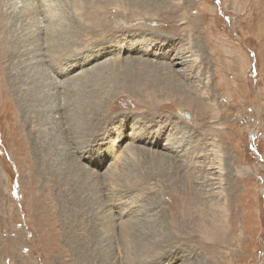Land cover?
<instances>
[{
  "label": "rangeland",
  "instance_id": "374dc122",
  "mask_svg": "<svg viewBox=\"0 0 264 264\" xmlns=\"http://www.w3.org/2000/svg\"><path fill=\"white\" fill-rule=\"evenodd\" d=\"M36 1L0 0V84L13 107L12 124L16 125L12 128L0 107V264H264V0H157L152 4L166 8L168 14L152 10L141 22L132 21L152 23L153 30L143 31V36H152L156 30V38L163 40L161 48L157 41L155 54L166 52L167 43L172 54L191 48L190 56H177L169 71L154 69L150 76L162 85L189 88L193 97H177L174 88L171 92L166 87L156 108L144 107L118 90L111 99L115 108L107 113L111 121L102 125L111 136L123 126L126 131L139 126L155 129L179 143L174 144L175 152L158 147L147 156L134 150L128 159L129 150L122 146V160L113 169L115 177L107 181L103 176L100 181L99 177L85 180L86 168L82 166L87 167L89 160H77L80 151L72 153L65 145L61 153L54 146L42 147L38 153L34 147L38 126L28 117L26 105L32 110L33 103L25 97L32 79L37 81L41 72L45 83L53 79L48 66H35L28 72L26 63L31 61L22 62L25 56L16 52L15 43L25 26L35 31V25L43 28L46 22L40 15V22L30 27V22L24 24L13 16L22 4ZM45 1L58 13L60 23L77 21L82 27L89 24L91 5L106 3ZM79 2L84 6L83 17L80 8L74 10ZM108 7L98 13L130 19L126 10L115 14L114 7ZM126 31L117 33L116 38L79 40L82 49H90L82 50L81 56L110 48V39L118 43L139 32ZM34 56L33 61H39L41 56ZM113 56L77 68L73 75L87 69L82 79L88 81L76 96L83 98L82 90L87 95L115 76L110 72L109 58ZM141 57L170 60L161 54ZM97 69L104 75L101 85L98 79L91 82L93 75L98 76ZM27 72L30 76L22 85ZM71 93L70 98H75ZM148 132L145 129L144 135ZM96 139L83 142L81 148L90 150ZM204 148L202 156L198 153L194 158L193 151ZM102 182L115 198L114 210L128 209L131 217L132 238L129 236L126 253L121 250L118 233L110 229L109 216L103 213L107 201L97 189ZM99 227L106 232H98ZM94 229L97 243L90 242Z\"/></svg>",
  "mask_w": 264,
  "mask_h": 264
},
{
  "label": "bare ground",
  "instance_id": "6f19581e",
  "mask_svg": "<svg viewBox=\"0 0 264 264\" xmlns=\"http://www.w3.org/2000/svg\"><path fill=\"white\" fill-rule=\"evenodd\" d=\"M45 2V0H38L36 2H32L30 5L22 4V7L16 10L13 16L15 17V20H20V22L24 24L30 22V27L32 24H38L41 18L46 22V27L43 28L39 25H35V27H37L35 31H33V29L27 30L25 26L23 28L25 31L17 38L15 43V48L17 47L16 52H18L21 56H25V60H22V62L26 63L27 60L31 61L30 63H26V67L29 69L28 72L30 71V68H33L34 70L35 66H48L50 69L49 77H52L53 79V81L45 83L42 80L43 72H41V76H38L37 81H35V78L32 79V86L28 88L30 89L28 97H25L26 102L30 100L33 103L32 110H30L29 104L26 106L28 107L29 112L28 117L32 121L34 120L35 124L38 126V129H36L37 134L35 135L36 143H34V147L38 150V153L39 149H41L42 147L43 149H50L51 146H54L56 151L61 153V149L66 145L68 148H70L72 153L78 154L79 151L82 152L80 156L77 155L75 157L77 160L80 159L83 162L84 160H89L87 167L82 166V168H86V170L83 171L86 175L85 180H93V177H99L100 181V177L103 176L104 181H107L108 179H111L113 175L115 177L113 169L117 167V164L122 160L120 158L121 156H119V153L122 152L119 149L122 148V146L123 149L129 150L127 152L128 156L126 159L129 158L130 152H134V150L135 152L139 153H147V156H149L148 153L150 152L152 154L154 153L155 149L153 148L158 147L165 148L169 152L178 151L177 146H174V144H178L179 141L174 142V139H171L168 135H162L161 132H157V130L155 129L145 128L149 131L148 135L145 136V129H141L139 126L131 125L133 127V130L129 128V131H126L127 127L123 126L122 128H120L121 131L117 128L118 130H115V135L111 136L110 132H108V130L105 128L106 126H102L106 123V121L108 123L111 121L107 113H109L108 110L110 111V108H115L112 106L113 104L111 103V99L114 95H117L118 90H123L128 94L131 101L134 100L137 102V104H143L144 107H155V105H158V102H162V98H159V96L161 95V93H163V91H165V89H167L166 87L169 86H167L165 83V85H162L160 82L154 80L150 76L151 72L155 71L154 69H167L169 71L172 66L175 65L173 60L177 59V56H179V58L181 59L185 57L188 58L190 56V54L188 56V53L192 51L189 46L184 48V52L180 51L174 52L172 54V48L168 43L166 44V42H164L167 47L166 52L163 50L164 52L155 54L158 50V48L156 47L157 41H159L158 45L159 48H161L163 40L160 41L159 38H156V30L153 31L152 36H145L146 38H144L143 36V34L146 33H143V31L153 30L154 27L152 23H145L143 25L138 23L132 24V21L135 20H137L136 22H141L140 20L145 17L148 11L156 10L158 12H165L167 14L170 11L166 8L160 6L157 7L152 4L159 2L157 0H153V2L152 0H138V2H136V0H106V3L97 1L94 3L92 2L93 4L91 6L94 8L91 17L88 19V26L82 27L79 23H77V21H72V23H63L62 21V23H60L57 17L58 13L54 8H51V6L45 5ZM107 5L110 9H113L114 7L113 10L115 11V14H118V11L126 10L130 19H115L113 17L109 18L108 12L99 14L98 11L100 10L101 12H103L102 9ZM178 7H176V9H178ZM78 8L81 9V16L83 17L82 11L84 6L81 2L74 5V10L76 12ZM181 26L183 29L187 25L185 24ZM122 30H128L129 32L131 30H137L139 32L136 33L133 38L128 36L124 39L119 40V42L117 41L118 43H113V39H110V48L97 50L95 52L96 54L94 53L88 56H81L82 50L83 52H89L90 49H82V47H80L82 46V43L79 44V40H84V38H90L92 40L106 39L107 37L116 38L117 36L115 35L119 32H123ZM114 45L118 46V48L114 47ZM20 48H23V50H20ZM112 54L114 56L109 58V60H111L110 72L115 76H113V78L111 76V78H108L109 80L107 79L105 84L101 85V79L104 77V75L100 74L101 69H97L96 73L99 77L93 75L94 78L91 79V82H94L96 79H98V83L101 86L97 88V90H95L96 87L93 88V91L89 92L87 95L85 94V90H82L83 98L76 96V94L78 93L77 90L80 89L79 87H82V85L86 81H88L86 80V77L82 79V76H84L85 72H87V69L81 70L79 73L80 75H73V73L77 71V68H81L91 60H95L96 58L101 57L104 58L107 56H111ZM120 54L121 58H119ZM134 54H139L140 56ZM160 54L161 56H167L168 58L166 60H170L165 62H157L146 57H141L145 55L156 56ZM34 55L41 56L39 58V61H33V58H35ZM150 68L153 70H151ZM172 71L174 72V70ZM28 72L25 74L27 77H23L22 83L20 84L23 85L27 82V79L29 78L28 76H30ZM36 72L35 74L38 75V73ZM111 74L109 73V75ZM75 78L77 79L72 81V79ZM57 79H59V82L57 81ZM188 85L190 86V84ZM173 88L175 89V96L181 97L183 95H187L188 98L192 99L193 95L188 92L190 91L188 90L189 88H182L177 85H172L171 87H169L168 91L170 90L172 92ZM68 90L69 92H67ZM71 92L74 93L75 98L74 96L70 98L72 94ZM166 94L167 96H169L168 93ZM66 95H68L67 99L65 98ZM48 103L49 105H47ZM0 107L3 108L2 111L5 113L6 120L11 123L12 128L16 129V125L12 124L15 113L1 84ZM138 107L141 106L138 105ZM211 112L212 110L209 111V114ZM99 117L100 119L98 120L97 118ZM51 118H53V122L49 121ZM82 137L84 138V141L80 140V138ZM93 138L97 139L95 143L93 142L94 144H90V150L86 147L81 148L83 142H87L88 140ZM124 143L125 145H123ZM141 143L145 144V146L143 147ZM213 147L216 146L213 145ZM87 151L91 153L89 155H86ZM203 151H206V149L204 148V150L202 151L194 150V158H198V153H201L198 156H202ZM165 156L169 157L170 155L166 154ZM195 162H197V160ZM82 168L80 169L81 171ZM209 169L210 168H208L207 170ZM221 169L222 168H219V171ZM118 174L119 176H121L119 172ZM206 174L211 175L210 172H207ZM117 178L118 177H116V179ZM104 183L103 185L98 184L97 186L99 195L103 196V198L107 201V205L105 204V206L102 207L104 208L103 213H105L104 215L109 216L108 218L111 221L110 229L115 230L118 233L122 245L121 250L126 253L127 250H130L128 248V240L132 238V235L130 236L132 226L130 227L128 225V223L131 221V217L129 214H127L128 209L119 208L117 210H114L115 198L114 196L111 197L112 193ZM74 184L77 187V191L81 192V187L78 186L76 182ZM206 184L208 185V183ZM207 185L205 187H208ZM79 202L80 201L78 199L77 203ZM86 202L91 203L92 201H89L87 199ZM123 206L127 207L124 204ZM209 227L213 228V224H211ZM92 231L93 234H91L90 242L97 243V230L94 229ZM98 232L106 231L104 227H99ZM129 236L131 237L130 239Z\"/></svg>",
  "mask_w": 264,
  "mask_h": 264
},
{
  "label": "water",
  "instance_id": "95a60500",
  "mask_svg": "<svg viewBox=\"0 0 264 264\" xmlns=\"http://www.w3.org/2000/svg\"><path fill=\"white\" fill-rule=\"evenodd\" d=\"M185 116L189 118V115L188 114H185Z\"/></svg>",
  "mask_w": 264,
  "mask_h": 264
}]
</instances>
